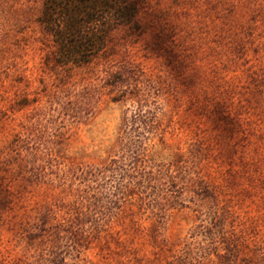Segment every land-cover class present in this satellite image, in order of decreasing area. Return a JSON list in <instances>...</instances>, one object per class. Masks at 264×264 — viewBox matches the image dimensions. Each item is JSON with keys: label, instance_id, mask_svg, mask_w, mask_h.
<instances>
[{"label": "rangeland", "instance_id": "374dc122", "mask_svg": "<svg viewBox=\"0 0 264 264\" xmlns=\"http://www.w3.org/2000/svg\"><path fill=\"white\" fill-rule=\"evenodd\" d=\"M0 264H264V0H0Z\"/></svg>", "mask_w": 264, "mask_h": 264}, {"label": "trees", "instance_id": "16d2710c", "mask_svg": "<svg viewBox=\"0 0 264 264\" xmlns=\"http://www.w3.org/2000/svg\"><path fill=\"white\" fill-rule=\"evenodd\" d=\"M75 15H77V14H75ZM87 21H88V19L85 20V22H87ZM75 23H77V21H75L74 18H73V22H70V26L74 28V24ZM73 46H77V48L81 47V49L84 48V45L83 46H80L79 44H73ZM66 50L69 51L70 48L67 47Z\"/></svg>", "mask_w": 264, "mask_h": 264}]
</instances>
